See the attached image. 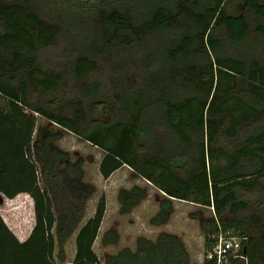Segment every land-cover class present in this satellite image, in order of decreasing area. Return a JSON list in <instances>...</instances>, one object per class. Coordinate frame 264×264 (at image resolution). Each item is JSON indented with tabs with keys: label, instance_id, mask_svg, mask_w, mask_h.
Returning a JSON list of instances; mask_svg holds the SVG:
<instances>
[{
	"label": "trees",
	"instance_id": "trees-1",
	"mask_svg": "<svg viewBox=\"0 0 264 264\" xmlns=\"http://www.w3.org/2000/svg\"><path fill=\"white\" fill-rule=\"evenodd\" d=\"M229 1L0 0V196L28 194L34 212L25 241L0 216V264H60L56 241L63 262L62 245L94 191L79 180V163L53 143L56 133L32 144L35 113L99 146L103 178L126 164L156 186L165 197L153 224L167 221L171 199L210 206L214 215L200 219L205 247L213 234L232 230L246 237L244 262L230 257L221 264H264V234L257 231L264 229V59L256 46L244 52L248 16L264 19V0H238L232 12ZM220 30L235 54L220 53ZM253 30L264 42V24ZM56 41L69 54L68 71L40 62L38 49ZM100 62L105 74L120 72L108 73L114 100L98 98L100 83L90 81ZM128 65L142 66L136 85L121 73ZM34 92L46 94V104ZM101 112L106 119L92 117ZM146 195L140 186L121 189V210ZM105 205L102 195L79 228L70 264H101L92 245ZM103 241L116 243L118 234L107 230ZM107 264L190 263L183 241L163 232L156 242L140 236L134 251L123 248Z\"/></svg>",
	"mask_w": 264,
	"mask_h": 264
},
{
	"label": "rangeland",
	"instance_id": "rangeland-1",
	"mask_svg": "<svg viewBox=\"0 0 264 264\" xmlns=\"http://www.w3.org/2000/svg\"><path fill=\"white\" fill-rule=\"evenodd\" d=\"M238 0H231L228 3L227 9L232 12L235 8V3ZM251 24V31L248 34V38L245 43V51L255 47L259 51V55L264 59V42L261 43L259 38L253 30V26L257 23H263L264 19L257 18L252 14L248 16ZM220 38L224 44L220 53L233 54L237 52V48L231 44L230 39L224 33V30H220ZM263 44V45H259ZM263 51H260V50ZM38 57L42 65L49 70L68 71L69 64L67 63L69 54L66 53V49L62 41H56L53 44L43 46L38 49ZM235 54V53H234ZM253 54V53H252ZM103 62H100L96 72L90 77V81H97L100 83V91L98 98L102 97V94H108L112 97V92H116L113 80L108 76V73L114 74L116 78H120L118 72H111V69H105ZM121 70V73H127L135 81V85L139 82L140 75L142 73V66L136 65L134 67L126 66ZM200 70V67H196ZM122 73V75H124ZM129 77V78H130ZM71 78V77H67ZM112 80V81H110ZM124 83V82H122ZM64 94L66 98H73L74 94L69 89V86H65ZM118 95V94H117ZM47 95L41 92H34L33 99L39 100L46 104ZM90 97L84 98V104L88 105L91 102ZM114 100V99H113ZM73 108L66 107L65 112L70 114ZM92 114L93 118H107V114ZM36 125L33 134L32 144H40V136H44L47 133H56L58 137L53 140V143L60 149L66 151L69 156V162L79 163L80 177L79 180L86 184L92 185L94 191L84 201V213L80 219L77 228L74 232L65 240L62 245L64 252L63 262H60L57 258V252L59 251V245L56 241L54 249L55 261L60 264H68L74 258L75 255V238L79 228L84 222L93 216L97 203L100 197H105V212L98 230L97 236L92 245L93 250L97 254L101 264H107V258L111 255L117 254L123 248H129L135 250L137 246L138 238L145 237L154 242L157 241V237L160 233H171L178 236L184 243L188 253L190 264H202L205 258L208 247H205L204 231L201 227V220H207L214 215V210L210 206H203L195 202L171 199V211L169 212L168 219L163 224H153L151 218L157 213L160 207L161 200L165 197L164 194L146 178L142 177L128 165L124 164L116 169L108 178H103L99 171V164L105 154V152L97 145L92 144L90 141H86L80 138L74 132L60 127L56 123L50 121L46 117L35 113ZM229 147H233L238 144V141L233 142L225 141ZM64 164L59 165V168H64ZM133 186H140L146 190L147 195L137 202L130 210H121V204L118 196L121 189H130ZM33 200L28 194H18L14 198H7L0 196V216L3 219L9 221V216L23 220L24 224L33 220ZM34 213V212H33ZM4 220V219H3ZM5 222V221H4ZM6 223V222H5ZM7 225V223H6ZM8 226V225H7ZM9 227V226H8ZM260 233L264 234V229L258 227ZM107 230H113L118 234V241L116 243H107L103 241L104 233ZM256 238L258 236H255ZM243 240H246L245 236H242ZM19 240V239H18ZM244 262V258H238Z\"/></svg>",
	"mask_w": 264,
	"mask_h": 264
},
{
	"label": "built area",
	"instance_id": "built-area-1",
	"mask_svg": "<svg viewBox=\"0 0 264 264\" xmlns=\"http://www.w3.org/2000/svg\"><path fill=\"white\" fill-rule=\"evenodd\" d=\"M212 243L205 258L216 259L217 264L227 262L230 257L243 258L239 251L242 249V236L232 230L220 231L211 236Z\"/></svg>",
	"mask_w": 264,
	"mask_h": 264
},
{
	"label": "crops",
	"instance_id": "crops-1",
	"mask_svg": "<svg viewBox=\"0 0 264 264\" xmlns=\"http://www.w3.org/2000/svg\"><path fill=\"white\" fill-rule=\"evenodd\" d=\"M32 215L34 216V213L31 211ZM4 221L9 226L10 230L14 233V235L19 239V241H25L33 228L34 225V218L31 222L24 224L23 220H17L11 216H9V221L7 222L5 220V217L3 216ZM63 264V263H61ZM68 264V262L66 263Z\"/></svg>",
	"mask_w": 264,
	"mask_h": 264
}]
</instances>
